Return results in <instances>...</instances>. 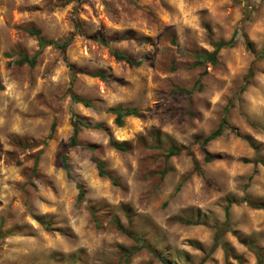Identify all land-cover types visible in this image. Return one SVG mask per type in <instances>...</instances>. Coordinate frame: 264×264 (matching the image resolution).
<instances>
[{
    "label": "rangeland",
    "instance_id": "obj_1",
    "mask_svg": "<svg viewBox=\"0 0 264 264\" xmlns=\"http://www.w3.org/2000/svg\"><path fill=\"white\" fill-rule=\"evenodd\" d=\"M30 29L65 50L17 65L38 51ZM263 48L264 0H0V264H162L145 249L126 258L135 243L118 225L171 264H198L228 201L231 254L204 264H258L257 252L264 264V209L241 201L264 208V166L251 162L264 161ZM115 107L138 116L118 127ZM73 116L85 126L70 146ZM169 147L185 150L166 158Z\"/></svg>",
    "mask_w": 264,
    "mask_h": 264
},
{
    "label": "trees",
    "instance_id": "obj_2",
    "mask_svg": "<svg viewBox=\"0 0 264 264\" xmlns=\"http://www.w3.org/2000/svg\"><path fill=\"white\" fill-rule=\"evenodd\" d=\"M28 33L32 36H34L37 40V45H38V51L33 54L32 56L26 55V54H20L18 60L15 61V63L17 65H23V64H28L29 66L33 67L36 65L37 60L39 55L42 53V51L48 47V46H53L56 47L60 50H65L66 46H67V41H64L62 43H58L55 41H49L46 40L44 38H42L40 36V32L37 30H33L30 29L28 30ZM236 35H237V31H235L233 33V35L231 36L230 39L226 40V41H218L216 43H213L212 45L214 46V51L210 52V53H200L197 55V59H199L201 62L203 63L204 61L210 62L212 64H215L217 62V57L216 54L220 49H224V48H231L234 47L236 45ZM247 48H250L251 45L249 43L246 44ZM113 57L116 60H120L123 61L129 65L132 66H139L141 64V61L139 60H134L131 59L130 57H128L127 55L118 52L117 50H112L111 51ZM4 56L6 58H9L10 55L9 54H4ZM258 58H264V48L260 51V53L258 54ZM251 75V74H250ZM97 76L101 77L102 79L105 78L104 74L100 73L97 74ZM245 86L242 87L241 91H244ZM180 92H185V93H189V91L187 90H183L180 89ZM72 99L74 102L77 103H81L83 106L85 107H90L91 104L89 101H86L82 98H79L75 95H72ZM111 114H113L115 116L114 119V123L120 127L123 124V119L125 117H137L138 116V111L134 108H130V107H115V108H111L108 110ZM72 125H73V136L70 140V146H75L77 145L76 143V137L79 133L80 127L81 126H85L84 122L82 120H80L79 118H77L76 116L72 117ZM227 129V125H226V120L223 119L222 123L217 127L216 130H214L212 133H210L208 136H206L204 139H202L201 141V146L202 148H204L205 146H207L211 141L217 139L218 137H220L224 131ZM196 143H198V141H195ZM109 144L112 148H114L117 151H121V152H128V145L126 143H118L115 142L113 140L109 141ZM158 147V146H155ZM183 150H185V147H169L166 149L167 155L166 158H170L173 156H177L179 155ZM188 153V152H187ZM205 161L207 162H211L212 159L210 157H205L204 158ZM60 162L61 165L63 167V169L65 171L68 170V165H67V159L65 157L64 154L60 155ZM245 163H249V160H244ZM253 163H260L264 166V161L256 158L253 161H251ZM96 166L98 169V175L100 177H108L107 172L104 169V166L102 163L96 161ZM194 169L198 170V166L194 165ZM113 185H116V181L114 178L110 177ZM77 189H78V194H77V201L81 202L84 199L85 193L83 191V188L80 184H77ZM241 201L243 203H246V205H248L249 207L253 208V209H264L260 204L254 203L249 197L245 196L243 198H241ZM230 206H231V202L228 201L227 205L224 208V221L221 225H217V224H213L212 228L214 229V235L212 238V245L210 247V250L206 253H204L203 258L199 261L198 264H204L208 258L210 257V255L218 248L222 249L224 251L225 254L229 255L231 254V250L228 247L227 243L224 241V233L226 232V230L229 229L230 224H229V210H230ZM89 211L95 215V211L93 208H89ZM40 223L44 226V228L46 230L49 229V225L44 223L43 221H40ZM187 224H190L191 222L186 221ZM118 229H120L123 233H125L126 235H128L135 243V247L132 248L130 251H124L125 257L128 258L131 255H133L135 252H138L142 249L147 250L149 253H151L155 258L160 259L162 264H171L169 261L164 260L160 255L157 254V252L152 249L149 245H147L145 243V241L138 237V236H133L128 230H125L124 228L120 227L119 225L117 226ZM253 247V246H251ZM257 263L258 264H263V259L261 257V254L257 252Z\"/></svg>",
    "mask_w": 264,
    "mask_h": 264
}]
</instances>
